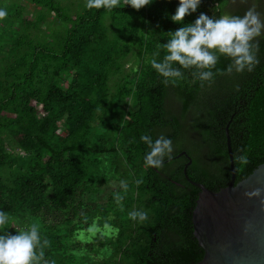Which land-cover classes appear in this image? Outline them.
Wrapping results in <instances>:
<instances>
[{
	"label": "trees",
	"instance_id": "16d2710c",
	"mask_svg": "<svg viewBox=\"0 0 264 264\" xmlns=\"http://www.w3.org/2000/svg\"><path fill=\"white\" fill-rule=\"evenodd\" d=\"M30 1L37 7L31 19L18 0H0L8 13L0 20V211L10 218L7 232L16 220L32 219L41 243L49 241L50 264L197 262L203 251L191 217L199 188L190 181L214 191L228 183L225 125L235 182L264 162V36L252 72L216 75L210 86H200L195 68L181 69L183 79L166 86L150 61L156 52L158 62L166 55L169 32L201 13L242 16L255 3L264 19V0L235 11L227 9L231 0H201L183 23L171 20L179 0H153L140 10L121 0L110 12L88 9L86 0ZM230 62L221 56L213 71ZM144 134L172 140L173 158L163 169L145 165ZM238 155L249 163L239 164ZM116 193L124 196L123 210ZM132 211L146 212L147 221L131 220ZM94 222L107 234L82 240ZM97 253L101 262L93 260Z\"/></svg>",
	"mask_w": 264,
	"mask_h": 264
},
{
	"label": "clouds",
	"instance_id": "9594fccd",
	"mask_svg": "<svg viewBox=\"0 0 264 264\" xmlns=\"http://www.w3.org/2000/svg\"><path fill=\"white\" fill-rule=\"evenodd\" d=\"M153 0H123L124 5H130L136 10L150 5ZM237 0H233L236 3ZM240 3H247L248 0H239ZM201 0H179V5L171 20L176 23H183L185 17L195 12L200 5ZM86 8L101 9L112 11L121 6V0H86ZM8 13L0 9V20L7 17ZM170 38L167 43L162 44L166 50L161 61L155 58L159 52L154 54L150 61L151 67L162 76L163 83L175 85L177 81L183 79L181 69H193L197 71L193 76L199 80L200 86L205 84L209 86L214 82L216 75H231L235 73L252 72L259 63V40L264 36V19L256 10V4L253 3L245 13L234 15L223 13L218 18L209 17L201 13L194 23L186 24L174 32H169ZM227 57L231 62L226 69H216L220 57ZM178 65L179 67H174ZM140 139L147 145L149 151L145 157V165L155 169H163L164 161L167 158L172 160L173 142L170 138L160 135L154 141L149 134H144ZM234 159L241 165H247L249 159L247 155L234 156ZM142 181L137 180L139 185ZM120 187L126 194L128 184L121 180ZM264 188H255L244 193L248 198L261 197ZM124 196L116 193L114 200L123 210L122 201ZM264 204V199L261 200ZM129 218L133 221L143 223L147 221L148 214L144 211H132ZM10 218L5 211H0V264H50L45 260L44 249L49 245L48 240H43L39 232V225L33 223L29 228L16 230L13 235L7 232ZM100 229L95 222L87 229L91 236H95ZM115 234V233H114ZM81 239L84 237L81 235ZM78 253L77 255H82ZM54 264V261L51 262Z\"/></svg>",
	"mask_w": 264,
	"mask_h": 264
},
{
	"label": "water",
	"instance_id": "95a60500",
	"mask_svg": "<svg viewBox=\"0 0 264 264\" xmlns=\"http://www.w3.org/2000/svg\"><path fill=\"white\" fill-rule=\"evenodd\" d=\"M227 125L228 183L214 191L190 181L199 188L191 222L193 236L203 251L201 259L192 264H264V193L252 198L244 195L246 191L264 188V162L235 182ZM188 163L183 167L186 178Z\"/></svg>",
	"mask_w": 264,
	"mask_h": 264
},
{
	"label": "rangeland",
	"instance_id": "374dc122",
	"mask_svg": "<svg viewBox=\"0 0 264 264\" xmlns=\"http://www.w3.org/2000/svg\"><path fill=\"white\" fill-rule=\"evenodd\" d=\"M62 4H65V3H68V5H71V4H75L76 3V0H56ZM7 2V1H6ZM18 2L23 5L22 7V10H21V13L24 15V16H28V18H33L35 17V11H36V5L34 3H32L30 0H18ZM240 2L237 0L236 3H233V0H231V2L229 3V8L227 6V9L229 11H235L237 7H240ZM50 16H53L52 13H50L48 16H47V20H49ZM47 20L44 22V25L47 24ZM59 24V23H58ZM60 25V24H59ZM49 26L51 27V24H49ZM129 63H131L133 61V57H130L128 58ZM128 65H126L125 67H127ZM5 149L8 151L10 149V145L6 143V146H5ZM16 149V148H15ZM116 184H111V186H115ZM20 222V220H19ZM17 220L15 222H13L10 226V233H12L13 235L16 234V230H23V229H26V228H29L34 222L32 221V219H28L25 218L22 222V225H20ZM100 229V232L103 233V234H107L108 232V229L107 228H99ZM84 237L88 238L87 240H90L91 238V235L87 232V231H84L83 234H82ZM104 259V257H102L100 254L98 255V253L94 256V262H101L102 260Z\"/></svg>",
	"mask_w": 264,
	"mask_h": 264
}]
</instances>
